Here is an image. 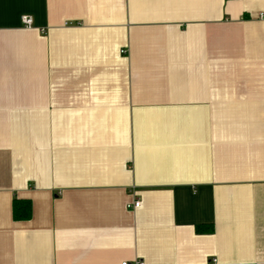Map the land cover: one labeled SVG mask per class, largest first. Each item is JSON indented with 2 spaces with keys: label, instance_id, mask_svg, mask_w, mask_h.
<instances>
[{
  "label": "crops",
  "instance_id": "0c3cea01",
  "mask_svg": "<svg viewBox=\"0 0 264 264\" xmlns=\"http://www.w3.org/2000/svg\"><path fill=\"white\" fill-rule=\"evenodd\" d=\"M124 262L264 264V0H0V264Z\"/></svg>",
  "mask_w": 264,
  "mask_h": 264
},
{
  "label": "trees",
  "instance_id": "16d2710c",
  "mask_svg": "<svg viewBox=\"0 0 264 264\" xmlns=\"http://www.w3.org/2000/svg\"><path fill=\"white\" fill-rule=\"evenodd\" d=\"M13 216L14 220H28L32 214V208L30 201L15 200L13 204ZM212 225L197 226L196 232L199 234L213 233Z\"/></svg>",
  "mask_w": 264,
  "mask_h": 264
},
{
  "label": "built area",
  "instance_id": "2783aa9c",
  "mask_svg": "<svg viewBox=\"0 0 264 264\" xmlns=\"http://www.w3.org/2000/svg\"><path fill=\"white\" fill-rule=\"evenodd\" d=\"M22 19H23V24H24L26 27L30 28V27L33 26V24H34V19H32V17H30V16H24ZM140 206H141V205H140V201L137 200V201H135L133 204H131V205L129 206V208H130V209H131V207L139 208ZM123 264H129V263L124 262ZM133 264H145V263H143V262H135V263H133Z\"/></svg>",
  "mask_w": 264,
  "mask_h": 264
}]
</instances>
